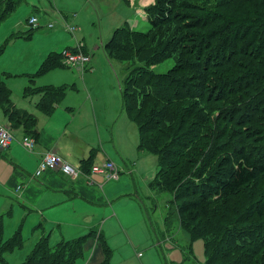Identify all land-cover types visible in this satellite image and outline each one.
I'll return each instance as SVG.
<instances>
[{
    "label": "trees",
    "instance_id": "16d2710c",
    "mask_svg": "<svg viewBox=\"0 0 264 264\" xmlns=\"http://www.w3.org/2000/svg\"><path fill=\"white\" fill-rule=\"evenodd\" d=\"M19 1L0 2V21ZM236 1L235 12L228 13L226 0H156L145 9L147 31L126 21L105 44L110 60L128 63L121 93L139 129L138 148L159 155L149 187L169 198L157 241L161 246L171 239L176 220L189 237L190 254L194 240L204 239L205 264H264V182H259L264 177V0ZM3 51L0 47V55ZM168 58L175 60L169 70H153ZM59 65H64L61 52L51 53L37 72ZM33 91L46 93L40 106L49 112L65 87L25 88L27 95ZM10 92L0 74V103L7 105L10 119L33 126L32 115L10 107ZM19 236L3 240L0 219L3 263V254L21 244ZM89 237L104 245L105 257L97 264H113L100 227L61 242L51 264L63 263V250L69 261L82 255ZM50 256L43 237L21 264H48Z\"/></svg>",
    "mask_w": 264,
    "mask_h": 264
},
{
    "label": "rangeland",
    "instance_id": "374dc122",
    "mask_svg": "<svg viewBox=\"0 0 264 264\" xmlns=\"http://www.w3.org/2000/svg\"><path fill=\"white\" fill-rule=\"evenodd\" d=\"M155 2L156 0H20L17 7L0 21V47L4 48L0 55V74L8 83L11 98L21 101L24 87L29 83L33 86H64L65 94L60 101V107H66L67 103L75 104L83 93L87 94L80 83L83 85L82 76L88 71L82 73L73 66L59 65L44 73L37 72L45 57L53 53L56 50L55 47L59 45L56 32L60 31L66 33L75 42L84 41L85 48H90L89 52L94 53L93 61L98 64L99 69L95 76L88 74L86 78L90 90L92 89L98 101L106 107L110 126L114 122L119 124L123 119L128 121V114L124 110V105L122 106L121 93L125 75L129 72L128 63L110 60L105 44L113 36L114 31L125 25L126 21L133 29L147 31L150 24L145 9ZM225 4L227 6L224 8L228 13L235 12L236 0L232 3L226 0ZM174 11H178V8H174ZM33 13L40 19L42 25L40 28H33L29 24V18ZM64 14L70 16L66 21L63 20ZM49 23H53L54 26L61 25L62 30L48 28ZM68 24L80 26L82 31L74 34L67 33ZM174 64V58H168L153 65L152 68L156 72H166ZM31 77L33 80H30ZM58 114L61 115V112ZM134 127L137 125L135 124ZM129 147L130 145L125 146L126 149ZM122 152L127 155L126 164L134 170L131 173L124 163L122 169L120 163L118 167L117 163L111 160L122 171L117 179L109 180L108 186L114 196L118 197L115 201L119 199L116 202L117 210L123 224L128 227L129 239L124 232L119 234L112 231L108 235L103 228L106 218H101L103 223L99 225L101 229H104L107 244L112 249L110 255L112 263L205 264L207 256L204 239L194 240L193 254H190L189 237L179 228L176 220L169 231L168 237L171 239L162 240L161 246L157 241L156 233L160 236L166 226L165 217L168 212L166 202L169 198L168 194L157 193L149 187V182L155 178L158 169V153L153 150L138 151L137 145ZM102 157H105L104 154ZM259 182L261 185L264 177ZM17 222V218L4 216L3 240L7 241L19 233L21 244L6 251L3 254L5 263L0 260V264L23 263L32 253H35L36 246L43 237H47L49 251H52V256L46 261L51 264L56 258L62 239H74L88 233V231H80L77 226L73 228L70 226L67 229L52 226L34 228L30 224H25V227L21 224L18 226ZM88 241L84 244L83 254L72 261H69V251L63 250L61 264H92L98 247L96 243L91 247L92 243H87ZM37 256L36 261L41 262L43 255ZM99 262L100 259L97 263Z\"/></svg>",
    "mask_w": 264,
    "mask_h": 264
},
{
    "label": "crops",
    "instance_id": "0c3cea01",
    "mask_svg": "<svg viewBox=\"0 0 264 264\" xmlns=\"http://www.w3.org/2000/svg\"><path fill=\"white\" fill-rule=\"evenodd\" d=\"M33 15L38 16L35 13ZM64 16V21L70 18L66 14ZM78 27L76 32H81V27ZM54 28L62 30L61 25H55L50 29ZM66 32L69 31L66 30ZM56 35L59 45L55 47L56 50L53 53L59 54L65 47L78 46L86 52L90 51V48H85L84 41L75 42L66 33L60 31H57ZM90 54L91 61L85 70L78 69L82 73L88 72L82 76L83 85L80 83L87 94L83 93L82 97L78 98L77 104L67 103L66 107H60V100L51 111L46 112L40 106L46 93L36 92V90L27 95L25 88L31 85L29 83L24 87L23 99L20 101L11 98L10 107L13 106V109L20 113L32 115L34 125L31 126L32 123L13 122L7 112V105L0 103V124L9 126L15 137L9 147L0 150V219L2 222L6 215L17 218L18 226L21 224L22 227H25V224L33 225L34 228L52 226L58 229L77 226L80 231L89 233L93 228L102 225L101 220L106 218L103 228L108 235L112 231L119 234L124 232L129 239L128 227L123 224L117 210L116 202L119 199L115 201L118 197L114 196L108 186L111 179L90 173V166L112 160L118 167L120 163V168L124 163L132 173L134 169L126 164L127 155L122 151L138 146L139 129L138 126L134 127L136 123L128 113V121L123 119L119 124L114 122V125L110 126L106 107L98 101L87 82L86 76L88 74L95 76L99 69L98 64L93 61L94 53ZM34 87L42 86L34 85ZM58 112H61V115ZM25 134L32 135L36 140L33 151L26 150L20 143ZM126 145L130 147L126 149ZM47 151L58 153L76 167L86 164V167L82 169L83 174L78 177H68L61 171L46 170L41 176L36 177L35 171L40 159ZM103 154L105 157H102ZM87 160L88 162H85ZM112 227L113 229L110 230ZM101 230L104 233V229ZM64 239L60 243L73 240V238ZM87 240H89L87 243H92L91 247L95 243L98 247L92 264H97L99 259L101 262L105 257L104 245L93 237Z\"/></svg>",
    "mask_w": 264,
    "mask_h": 264
},
{
    "label": "built area",
    "instance_id": "2783aa9c",
    "mask_svg": "<svg viewBox=\"0 0 264 264\" xmlns=\"http://www.w3.org/2000/svg\"><path fill=\"white\" fill-rule=\"evenodd\" d=\"M29 24L33 28H40L42 25L36 15L29 18ZM49 28L54 27L53 23L47 24ZM67 30L75 33L78 27L75 25H68ZM61 61L64 65L73 66L80 70H85L88 63L91 61V54L83 50L81 46L78 47H65L61 51ZM15 139L9 126L0 124V150L6 149ZM22 146L28 150L35 149L36 140L32 135L25 134L20 140ZM46 170L61 171L68 177H78L83 174L80 167H76L69 163L65 158L54 151H47L40 159L39 165L35 171V176L39 177ZM90 173L99 174L106 179H117L120 175L118 167L111 161L107 160L102 164H94L91 167Z\"/></svg>",
    "mask_w": 264,
    "mask_h": 264
}]
</instances>
